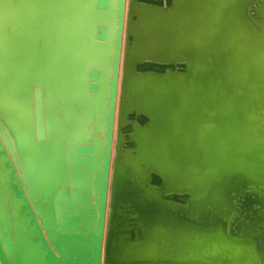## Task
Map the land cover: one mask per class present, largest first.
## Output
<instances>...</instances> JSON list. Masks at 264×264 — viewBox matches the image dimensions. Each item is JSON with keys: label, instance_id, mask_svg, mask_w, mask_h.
<instances>
[{"label": "water", "instance_id": "95a60500", "mask_svg": "<svg viewBox=\"0 0 264 264\" xmlns=\"http://www.w3.org/2000/svg\"><path fill=\"white\" fill-rule=\"evenodd\" d=\"M126 2H0L1 263L264 264V0Z\"/></svg>", "mask_w": 264, "mask_h": 264}, {"label": "bare ground", "instance_id": "6f19581e", "mask_svg": "<svg viewBox=\"0 0 264 264\" xmlns=\"http://www.w3.org/2000/svg\"><path fill=\"white\" fill-rule=\"evenodd\" d=\"M129 0H127L126 5H128ZM127 14H128V9H126V18H125V24H124V34H123V43H122V55H121V66H120V71H121V75H120V83H121V79H122V65H123V60H124V50H125V41H126V19H127ZM118 105H119V96H118V101H117V113H118ZM116 120H117V116H116ZM116 128L117 125L115 126V132H114V141L116 139ZM113 157H114V152H113ZM0 264L1 261H0Z\"/></svg>", "mask_w": 264, "mask_h": 264}, {"label": "snow or ice", "instance_id": "6c2138e0", "mask_svg": "<svg viewBox=\"0 0 264 264\" xmlns=\"http://www.w3.org/2000/svg\"><path fill=\"white\" fill-rule=\"evenodd\" d=\"M0 2H3V0H0Z\"/></svg>", "mask_w": 264, "mask_h": 264}]
</instances>
